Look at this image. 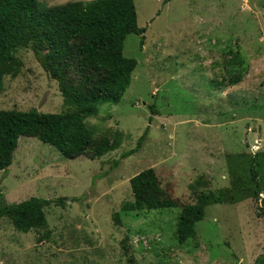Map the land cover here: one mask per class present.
Listing matches in <instances>:
<instances>
[{"label":"rangeland","instance_id":"obj_1","mask_svg":"<svg viewBox=\"0 0 264 264\" xmlns=\"http://www.w3.org/2000/svg\"><path fill=\"white\" fill-rule=\"evenodd\" d=\"M133 1L145 31L123 42L122 54L137 61L130 84L118 103L85 117L93 140L115 147L69 158L19 137L0 170V207L32 196L66 200L26 232L0 217V264H253L264 254V191L234 199L254 154L264 178V0ZM14 54L21 65L2 79L0 109H73L30 45ZM145 130L140 149L114 166ZM147 168L175 205L122 210L133 199L129 179ZM205 196L195 237L178 241L180 210Z\"/></svg>","mask_w":264,"mask_h":264},{"label":"trees","instance_id":"obj_2","mask_svg":"<svg viewBox=\"0 0 264 264\" xmlns=\"http://www.w3.org/2000/svg\"><path fill=\"white\" fill-rule=\"evenodd\" d=\"M144 31L137 25L133 0H75L49 6L39 0H0V85L5 75L17 74L21 60L14 54L16 49L30 45L40 66L57 82L64 104L73 108L58 113L35 108L0 109V170L11 164L20 136L49 143L69 158L88 154L94 159L113 149L115 144L107 137L93 140L85 117L96 114L100 104L120 101L137 64L135 58L122 54L124 39ZM146 134L147 130L133 149L121 153L114 166L138 151ZM257 164L254 154L249 161L248 181L240 178L236 185V193H241L234 197L236 201L259 197L264 191V178H260ZM129 184L133 199L124 203L122 210L175 205L173 200L162 197L153 168L133 175ZM65 200V196L55 200L32 196L0 207V217L26 232L44 227L45 208L51 204L63 206ZM207 201L205 196L180 210L175 229L178 241L195 237V223L204 217ZM261 206L264 218V197ZM253 264H264V254L257 256Z\"/></svg>","mask_w":264,"mask_h":264}]
</instances>
